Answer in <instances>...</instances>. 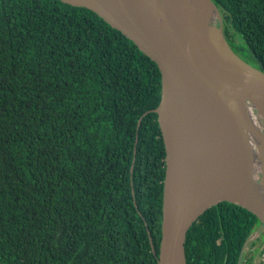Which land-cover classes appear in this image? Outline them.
Listing matches in <instances>:
<instances>
[{
	"label": "trees",
	"instance_id": "trees-1",
	"mask_svg": "<svg viewBox=\"0 0 264 264\" xmlns=\"http://www.w3.org/2000/svg\"><path fill=\"white\" fill-rule=\"evenodd\" d=\"M212 1L233 51L264 69V0ZM160 86L156 65L90 9L0 0V264H156ZM257 225L221 206L186 264H238Z\"/></svg>",
	"mask_w": 264,
	"mask_h": 264
},
{
	"label": "water",
	"instance_id": "water-1",
	"mask_svg": "<svg viewBox=\"0 0 264 264\" xmlns=\"http://www.w3.org/2000/svg\"><path fill=\"white\" fill-rule=\"evenodd\" d=\"M60 1L93 11L159 71L160 98L151 110L165 154L157 254L149 236L156 264H186L191 235L224 205L244 209L258 221L245 244L264 234V141L254 145L247 139L253 118L264 115V69L230 47L215 3ZM242 257L243 252L238 264Z\"/></svg>",
	"mask_w": 264,
	"mask_h": 264
},
{
	"label": "bare ground",
	"instance_id": "bare-ground-1",
	"mask_svg": "<svg viewBox=\"0 0 264 264\" xmlns=\"http://www.w3.org/2000/svg\"><path fill=\"white\" fill-rule=\"evenodd\" d=\"M220 74H217L216 76H219ZM218 84L220 86V89L223 91L225 84L223 80L218 79ZM227 93L224 91L223 95H226ZM259 120H262L261 122ZM254 121V122H253ZM253 121L250 126V130L247 132V139L248 141L254 142V145L258 144V142H263V131L262 127H264V115L258 114L256 117L253 118ZM257 229L259 228V224L256 226Z\"/></svg>",
	"mask_w": 264,
	"mask_h": 264
},
{
	"label": "flooded vegetation",
	"instance_id": "flooded-vegetation-1",
	"mask_svg": "<svg viewBox=\"0 0 264 264\" xmlns=\"http://www.w3.org/2000/svg\"><path fill=\"white\" fill-rule=\"evenodd\" d=\"M255 230H253V231L255 232ZM261 235H264V234H258L255 236L256 238L254 240L250 241L247 244H244V246H243L244 251L242 249V252L246 253V257H245L243 264H264V259L262 257L257 258L256 254L253 253V251L255 249V247H254L255 245H253L254 241L261 242V240H262ZM263 247H264V243H261L259 245V248H263Z\"/></svg>",
	"mask_w": 264,
	"mask_h": 264
},
{
	"label": "rangeland",
	"instance_id": "rangeland-1",
	"mask_svg": "<svg viewBox=\"0 0 264 264\" xmlns=\"http://www.w3.org/2000/svg\"><path fill=\"white\" fill-rule=\"evenodd\" d=\"M246 55H250L249 54V52L248 51H243ZM245 55V60L246 61H248V62H250V63H252L253 65H255L253 62H251V56H246ZM257 230V229H256ZM262 237H261V242H257V241H254V244L253 245H255L254 247H255V249H254V251H253V253L254 254H256V257L258 258H260V257H262L263 255H264V247L263 248H259V245L261 244V243H264V235H261Z\"/></svg>",
	"mask_w": 264,
	"mask_h": 264
},
{
	"label": "built area",
	"instance_id": "built-area-1",
	"mask_svg": "<svg viewBox=\"0 0 264 264\" xmlns=\"http://www.w3.org/2000/svg\"><path fill=\"white\" fill-rule=\"evenodd\" d=\"M255 232H256V231H255ZM255 232H254V233H255ZM254 233H253V234H254ZM253 234H252V235H253ZM252 235H251V236H252ZM262 258L264 259V255L262 256Z\"/></svg>",
	"mask_w": 264,
	"mask_h": 264
},
{
	"label": "clouds",
	"instance_id": "clouds-1",
	"mask_svg": "<svg viewBox=\"0 0 264 264\" xmlns=\"http://www.w3.org/2000/svg\"><path fill=\"white\" fill-rule=\"evenodd\" d=\"M250 237V236H249Z\"/></svg>",
	"mask_w": 264,
	"mask_h": 264
}]
</instances>
